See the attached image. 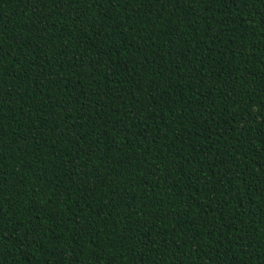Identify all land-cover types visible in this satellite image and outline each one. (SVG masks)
Returning a JSON list of instances; mask_svg holds the SVG:
<instances>
[{"label":"trees","instance_id":"trees-1","mask_svg":"<svg viewBox=\"0 0 264 264\" xmlns=\"http://www.w3.org/2000/svg\"><path fill=\"white\" fill-rule=\"evenodd\" d=\"M0 264H264V0H0Z\"/></svg>","mask_w":264,"mask_h":264}]
</instances>
